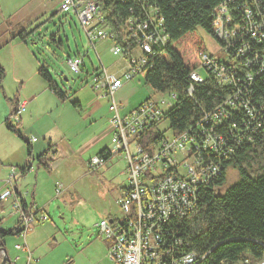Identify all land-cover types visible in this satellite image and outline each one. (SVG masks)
Instances as JSON below:
<instances>
[{
  "label": "trees",
  "instance_id": "16d2710c",
  "mask_svg": "<svg viewBox=\"0 0 264 264\" xmlns=\"http://www.w3.org/2000/svg\"><path fill=\"white\" fill-rule=\"evenodd\" d=\"M97 2L104 14V22L114 33V40L121 46L124 56L140 52L138 31L126 24L128 19L143 20L153 13L162 20L167 40L153 45L152 51L145 53L147 60L142 73L145 84L151 86L155 92L173 97L161 119L138 136L139 144L147 151H151L153 145L162 138L172 137L183 131L194 132L200 138L197 129L204 113L221 108L235 92L234 86L239 89L240 81L246 79L247 74L251 75V80L245 82L248 91L241 95L248 101L249 106H239L237 98L236 104L229 106L228 116L226 114L222 119V126H215L216 130L225 134L222 149L230 141L237 140V133L242 132V137L238 138V146L223 154H209L219 167L218 174L207 185L199 188L194 209L182 217H172L163 223V228L167 231H163V238L171 243L172 239H169L172 235L181 238L180 251L194 252L198 256L195 264H249L256 261L264 254V70L259 71L256 66L248 64L245 61L248 54L242 57L237 52L243 42H251L249 35L244 34L240 43L236 40L235 53L231 50L227 56L234 62L233 74L237 75L232 82L234 86L229 82L220 83L215 74L205 69L206 75L202 82L192 84L191 93L187 89L188 74L199 65V53L205 48L195 32L196 29L201 28L215 38L214 9L224 4L231 12L234 23L241 24L245 30L250 24L256 25L264 38V0ZM238 7L250 9L251 18L239 17L237 11L233 10ZM27 34V31L20 29L13 36L26 43ZM216 40L220 46L223 45L222 41ZM261 48H264V42ZM251 54L253 57V53ZM4 74L0 65V85ZM37 74L60 101L68 99L44 65L38 66ZM12 104L13 107L3 124L23 139L17 128L19 123H12L9 118L16 111L18 103L12 100ZM71 104L78 106L76 101H71ZM163 122L166 125L163 130L152 131ZM164 130L170 131V134L165 135ZM23 140L30 155V144ZM48 151L55 153L53 145L48 144L36 158L42 161ZM98 155L105 156L106 148L99 150ZM230 165L236 169L238 180L222 189L226 180V168ZM1 222L2 217L0 248H5L4 239L20 235L22 228L20 219L10 228H3ZM175 252L171 255H175ZM0 264L11 262L0 253Z\"/></svg>",
  "mask_w": 264,
  "mask_h": 264
},
{
  "label": "built area",
  "instance_id": "2783aa9c",
  "mask_svg": "<svg viewBox=\"0 0 264 264\" xmlns=\"http://www.w3.org/2000/svg\"><path fill=\"white\" fill-rule=\"evenodd\" d=\"M58 10L76 15L93 48L96 40L109 39L112 41L110 52L113 55H123L121 46L114 40V33L104 22V14L97 0H60ZM233 10L237 11L239 17L250 19L252 16L247 7ZM126 24L138 31L139 54H127L128 70L122 77L113 76L99 62L89 85L110 101L108 107L111 116L108 122L112 134L106 155L101 157L96 154L90 157L86 163L87 168L89 171H95L123 153L129 174L128 184L121 188L120 196L116 200L118 214L101 218L97 223L98 234L107 241V254L112 264H195L198 256L194 252L180 251L181 238L172 235L169 239H172V243L163 238V223L172 217H182L194 209L199 188L207 185L218 174L219 167L209 154H223L238 146V138L242 137V132L237 133V140L230 141L222 149L225 134L216 130L215 126H222V119L226 114L228 116L229 106L236 104L237 98L239 106H249L248 101L241 95L248 91L245 82L251 80V75L247 74V78L240 81L242 87L239 89L234 86L232 82L237 76L233 74L234 62L227 56L231 50L235 53L236 40L240 43L244 34L249 35L251 42H243L237 52L242 57L248 54L245 61L262 71L264 48L261 46L264 38L256 25L250 24L245 30L241 24L234 23L227 5L216 7L213 30L215 39L223 43L219 46L226 53V61L217 60L206 51H201L199 65L188 74L187 90L191 93L192 84L202 82L203 77L197 72L198 69H206L215 74L220 83L229 82L236 90L221 108L204 113L197 129L200 138H197L194 132L183 131L175 136L162 138L153 145L151 151H147L139 144L138 136L161 119L173 95L167 94L165 101L147 97L134 109L122 114L119 106L121 103L115 99V92L123 82L142 73L147 60L145 53H150L153 45L164 43L167 39L161 18L153 13L143 20L128 19ZM258 55L260 57H257ZM67 65L70 71L78 74L83 67V57H68ZM23 109L24 103L19 102L16 111L9 116L12 123L19 122V114ZM32 141H36V138L33 137ZM132 142H135L133 151L129 149ZM28 166L30 169V164ZM17 171L16 168H10L3 180L0 186V204H7L11 214L20 219V235L24 237L33 222L46 221L48 215L35 205L28 208L23 197L15 191L13 184ZM61 189L62 185L56 183V196L60 194ZM16 248H23V245L17 244ZM174 252L175 255H171ZM0 253L3 254L1 250ZM249 264H264V254Z\"/></svg>",
  "mask_w": 264,
  "mask_h": 264
},
{
  "label": "rangeland",
  "instance_id": "374dc122",
  "mask_svg": "<svg viewBox=\"0 0 264 264\" xmlns=\"http://www.w3.org/2000/svg\"><path fill=\"white\" fill-rule=\"evenodd\" d=\"M59 3L60 0H0V13L4 16L0 17V44L15 31H27V42L38 64L45 66L59 88L68 96V102L52 112L58 127L65 132L63 134L54 129L56 145L60 149L55 153V160L50 161L52 168L37 166L39 164L34 160L33 169L36 173L31 172L27 177L28 185H22V189H26L27 193L33 192L34 186L35 201L48 215L46 221L33 222L30 225L32 232L26 234L29 235V247L33 248L32 258L28 261L27 255L16 248L17 244H22L21 235L6 237L5 248L10 261L18 258L14 260L15 264H112L107 254V241L98 234L97 223L101 218L119 212L116 200L120 196L121 187L128 184L127 162L122 153L121 156L111 159L108 164L89 172L86 158L93 156L103 144L108 147L111 145L108 135L94 143V136L101 129L102 116H105L104 109L98 106L95 117L86 119L84 116L86 110H89L86 107L87 102L82 104V112H77L70 100L84 98L99 62L115 75L127 71L128 64L123 55H113L110 52L112 41L109 39L96 40L93 48L76 15L72 12H60ZM195 32L203 42L204 51L217 60L226 59V53L215 38L201 28H197ZM75 55L83 57V67L78 74L70 71L67 65L68 57ZM197 72L202 77L206 75L204 69H198ZM143 76V73H138L131 80L123 82L115 92L116 100L120 95H126L122 102L124 106L119 104L120 113L128 112L147 97H153L156 101L167 99L166 93H157L145 84ZM91 93L94 101L104 104L107 108L110 102H107V98H99L97 94L92 91ZM90 98L88 95L84 100ZM0 103L1 124L6 116L3 110L7 105L1 95ZM39 107L41 108V105ZM91 118L96 120L95 124ZM165 126L163 122L152 131L163 130ZM35 127L38 128V125ZM63 127H66V130ZM4 129L5 126L0 128V152L15 148V141L24 144L22 139ZM164 133L169 135L170 131L164 130ZM6 135H11V138H6ZM33 136L43 141L41 134L34 133ZM134 145L135 142L129 144L131 151ZM19 155L20 152H17L15 157ZM188 161L191 164V159ZM237 180L236 169L228 166L222 189ZM56 183L62 185L58 196L55 194ZM14 218L7 217L3 226H11Z\"/></svg>",
  "mask_w": 264,
  "mask_h": 264
},
{
  "label": "crops",
  "instance_id": "0c3cea01",
  "mask_svg": "<svg viewBox=\"0 0 264 264\" xmlns=\"http://www.w3.org/2000/svg\"><path fill=\"white\" fill-rule=\"evenodd\" d=\"M0 17L4 18L3 13H0ZM2 18L1 20L3 21L4 19ZM14 33H16V31ZM13 34L11 35V37H9L8 39H6L4 42L0 44V65L3 67L4 72H5L4 78L0 85V95L3 97L4 101H7L6 103L7 105L3 110V113H5L6 116L10 113L13 107L12 100H14V102H17V103L19 102L24 103V109L19 114V122H18L19 124L17 128L20 130L22 136L24 135L23 139L27 140V138L31 136L29 140H27L30 144V155H28L27 153L26 143L20 137L19 138L22 139L24 144H22L21 141H15L17 142L15 144V148H12L8 151L1 150L0 152V186L3 183V180L8 175L10 168H16V170L18 171H17V174L15 175L14 184H13L15 191L23 197L24 202L26 203V206L28 208L35 205L36 207L43 209L42 207H39L35 201L34 193H33L34 186L32 187L33 192L27 193L26 189L25 190L22 189V185H28L27 183H29V181L27 180V177L31 172L36 173V171L33 169V164L35 163L34 160H36L37 164H39L37 166H43L47 169L52 168L50 161L53 159L55 160V153H57L56 151L60 149L59 146L56 145L57 143L54 138V133H55L54 129L59 130L63 134L65 133L60 127H58V124L56 123L57 119L55 118L56 121L53 119L52 112L58 106L59 107L64 106L65 103L68 102V99L65 101H60L46 87L45 82L37 74V68L39 64H38L36 57L33 55L28 42L26 43L23 42L18 37H14ZM28 38L26 39V41L28 40ZM123 58H125L128 64V59L126 55ZM125 72L121 73L120 75H115L114 73H111V72L109 73L115 77H121ZM90 88L91 87L89 86V89L88 91L87 90L85 91V96H84L85 98L86 96L90 95L91 96L90 99L85 101L84 98L83 99L76 98L75 100H70V104H71V101H76L78 103V106L74 107L71 104L72 107L75 109V111L82 112L81 110L82 104L87 102L86 107L89 110H86L87 113L85 112L86 116H84V118L86 119H89L92 116L95 117V114L99 110L98 106L104 109L105 116H102L103 121L101 123V129L97 131V134H95L94 136L95 138L94 143H96L98 142L99 139L107 135L111 137L112 129L110 128L109 122H108V119L111 113H110L108 106L106 108L104 104H101L93 100L94 98L92 97L93 94L91 93V91L95 93V95L97 94L99 98H102L103 96L100 93V91H94L92 88L91 89ZM124 99H126L125 94L122 96L120 95L118 98V102H120L122 106H124V104L122 103ZM39 105H41V108L39 107ZM137 105H135L130 110H128V112L134 109ZM0 107H1V103H0ZM128 112H125L123 114H126ZM5 117L3 118V120L5 119ZM56 117L60 119L59 115H57ZM91 120L93 124L96 123L95 119L93 120L91 118ZM35 125H38V128H36ZM2 126L4 127L3 122H1L0 128ZM63 129L66 130V127H63ZM4 130L16 136L13 132L8 130L7 128ZM34 133H39V135L41 134L43 141L41 142L37 138H36V141H32V138L35 137L33 136ZM10 136L11 135H6V138H11ZM60 139L62 140V138ZM48 144L53 145V147L55 148V153L48 151V153L46 154L45 158L42 161L36 158L42 151H44L47 148ZM107 147L108 146L106 144H103L101 148H99L97 152L93 154V156L98 154V151L101 150L102 148H107ZM69 148L71 149V145L69 146ZM17 152H20V155L18 157L17 156L15 157V154ZM91 156L86 158L85 163H87L88 159ZM17 158L18 160H15ZM22 158L24 159L23 162H21ZM28 164H30L31 166L30 169H28L29 168ZM107 215H110V214H107ZM0 217H2L1 226L3 228L12 227L14 223L18 220L17 215L11 214L9 206L5 203L3 205L0 204ZM7 217H15L14 222L11 224V226L9 225L8 227H4L3 221H6ZM31 230H32V227L30 228L27 234H29ZM27 236L29 237V235H26L21 238L22 240L21 245H23V248H20V250L23 251L25 256L27 255V260L29 261V259L32 258V255H33V248L29 247ZM6 256L9 259L7 251H6ZM16 259L18 258H15L14 260ZM14 260L10 261L9 259L11 264H15Z\"/></svg>",
  "mask_w": 264,
  "mask_h": 264
},
{
  "label": "water",
  "instance_id": "95a60500",
  "mask_svg": "<svg viewBox=\"0 0 264 264\" xmlns=\"http://www.w3.org/2000/svg\"><path fill=\"white\" fill-rule=\"evenodd\" d=\"M0 250L3 252L4 256L7 258L6 249L2 247V248H0ZM7 261L10 262L8 258H7Z\"/></svg>",
  "mask_w": 264,
  "mask_h": 264
}]
</instances>
